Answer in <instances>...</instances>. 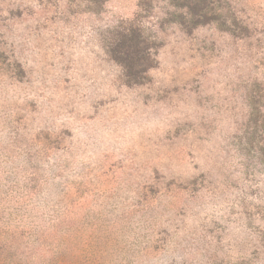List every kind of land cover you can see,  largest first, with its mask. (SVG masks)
<instances>
[{
	"label": "rangeland",
	"instance_id": "1",
	"mask_svg": "<svg viewBox=\"0 0 264 264\" xmlns=\"http://www.w3.org/2000/svg\"><path fill=\"white\" fill-rule=\"evenodd\" d=\"M0 264H264V0H0Z\"/></svg>",
	"mask_w": 264,
	"mask_h": 264
}]
</instances>
